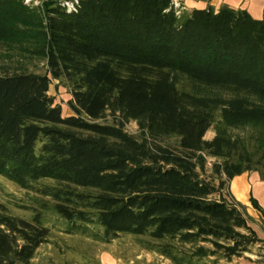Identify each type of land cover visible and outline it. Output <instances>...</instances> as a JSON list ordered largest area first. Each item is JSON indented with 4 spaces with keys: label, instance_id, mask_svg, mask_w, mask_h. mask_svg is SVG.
<instances>
[{
    "label": "trees",
    "instance_id": "obj_1",
    "mask_svg": "<svg viewBox=\"0 0 264 264\" xmlns=\"http://www.w3.org/2000/svg\"><path fill=\"white\" fill-rule=\"evenodd\" d=\"M0 44L46 66L0 67V177L37 194L30 219L0 206V264H34L49 215L171 264H229L264 246L229 192L245 173L264 178V17L173 0H0Z\"/></svg>",
    "mask_w": 264,
    "mask_h": 264
},
{
    "label": "rangeland",
    "instance_id": "obj_2",
    "mask_svg": "<svg viewBox=\"0 0 264 264\" xmlns=\"http://www.w3.org/2000/svg\"><path fill=\"white\" fill-rule=\"evenodd\" d=\"M48 0H42L44 5ZM0 44V67L14 63V67L28 68L39 74L46 73L44 60L30 56L25 50V45ZM51 95L56 98V103L62 108L64 116L74 115L69 107L72 99L69 88L65 83L53 82ZM113 119L107 116L98 120L100 124H111ZM125 130L135 136L141 135L139 126L135 121L125 124ZM216 135L215 128H211L206 140H212ZM177 139L170 138L164 144L176 145ZM215 161L208 158L207 168ZM37 194L19 188L4 177H0V206L9 214L30 219L33 215V206ZM232 198V197H231ZM234 201V200H233ZM237 203V202H236ZM247 218L264 228V215L256 214L252 204L247 208L239 204ZM52 228L49 241L43 244L37 251L33 260L34 264H171L169 260L144 250H141L136 241L130 236H120L110 243L97 242L82 235H71L65 231L67 224L56 215L47 218ZM222 264H228L223 262ZM229 264H264V246L257 244L252 252L245 254L240 259H235Z\"/></svg>",
    "mask_w": 264,
    "mask_h": 264
},
{
    "label": "crops",
    "instance_id": "obj_3",
    "mask_svg": "<svg viewBox=\"0 0 264 264\" xmlns=\"http://www.w3.org/2000/svg\"><path fill=\"white\" fill-rule=\"evenodd\" d=\"M184 9H207L213 7L218 10L222 6H228L236 10H245L251 17L261 20L264 17V0H182ZM229 192L232 199L246 206L251 204L254 198L262 209L256 210V214L264 215V178L257 172L245 173L234 178L229 183ZM249 225L257 233L261 240H264V228L249 220Z\"/></svg>",
    "mask_w": 264,
    "mask_h": 264
},
{
    "label": "built area",
    "instance_id": "obj_4",
    "mask_svg": "<svg viewBox=\"0 0 264 264\" xmlns=\"http://www.w3.org/2000/svg\"><path fill=\"white\" fill-rule=\"evenodd\" d=\"M42 0H27L28 4H33L34 6L42 5ZM65 5L68 6L70 9H75L76 4L78 3V0H61ZM174 4L176 6L182 4V0H173Z\"/></svg>",
    "mask_w": 264,
    "mask_h": 264
}]
</instances>
